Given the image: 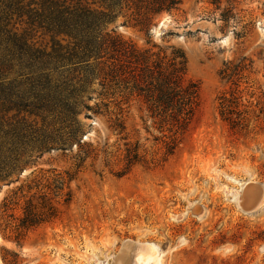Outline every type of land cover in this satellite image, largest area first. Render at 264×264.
Returning <instances> with one entry per match:
<instances>
[{"label":"rangeland","instance_id":"374dc122","mask_svg":"<svg viewBox=\"0 0 264 264\" xmlns=\"http://www.w3.org/2000/svg\"><path fill=\"white\" fill-rule=\"evenodd\" d=\"M182 2L146 25L123 13L105 32L185 53L186 78L200 84L186 130L102 78L83 94L92 110L79 107L74 119L62 104L46 117L27 115L24 146L4 132L25 113L0 109L4 151L29 161L0 180V264H113L127 241L153 245L159 264H264V197L251 212L239 203L247 183L264 189V0H238L229 23L226 4ZM52 41L62 45V37L33 35L62 91L66 64ZM28 73L0 46V86L28 90L27 77L42 72ZM43 196L56 212L19 237L28 201L44 211Z\"/></svg>","mask_w":264,"mask_h":264},{"label":"trees","instance_id":"16d2710c","mask_svg":"<svg viewBox=\"0 0 264 264\" xmlns=\"http://www.w3.org/2000/svg\"><path fill=\"white\" fill-rule=\"evenodd\" d=\"M210 1L218 10L227 5L221 14L224 22L235 18L238 0ZM182 3V0H0V46L18 59L28 75L42 72L37 78L27 77L25 84L31 85L28 90L21 88L23 83L15 89L0 86V109L7 113L17 111L16 117L25 113L21 122H17V126L9 125L10 129L4 134L10 141L14 138V146L17 145L15 140L24 146L31 127L27 124V115L46 117L55 113L61 104L62 115L71 119L79 107L92 110L85 104L83 94L94 78H102L104 83L136 95L154 116L186 130L200 106V84L186 78L185 53L173 48L169 56L161 49L158 52L153 48L142 49L120 35L105 32L107 24L123 13L131 12L140 24L146 25L155 16L179 11ZM40 31L55 38L62 37V45L52 41L53 49L62 51V64H66L62 91L61 87L52 85L50 74L44 71L48 65L43 60L47 56L33 43V35ZM231 68L227 66L226 73ZM4 126L0 121L2 181L10 179L29 163L23 160V153L13 155V149L8 153L4 151L1 135ZM119 127L124 129L122 125ZM45 146V143L40 145ZM42 199L44 211L33 199L28 201L17 228L19 237L48 221L56 212L45 196ZM4 206L6 212L8 205Z\"/></svg>","mask_w":264,"mask_h":264},{"label":"bare ground","instance_id":"6f19581e","mask_svg":"<svg viewBox=\"0 0 264 264\" xmlns=\"http://www.w3.org/2000/svg\"><path fill=\"white\" fill-rule=\"evenodd\" d=\"M163 24L165 22H161L160 25ZM263 197V188L254 183H247L244 192L239 197V203L241 208L251 212L261 203ZM160 262L158 250L153 245H141L127 241L115 257L113 264H159Z\"/></svg>","mask_w":264,"mask_h":264},{"label":"water","instance_id":"95a60500","mask_svg":"<svg viewBox=\"0 0 264 264\" xmlns=\"http://www.w3.org/2000/svg\"><path fill=\"white\" fill-rule=\"evenodd\" d=\"M164 25H165V24L160 25V26H159V30H162V28H163Z\"/></svg>","mask_w":264,"mask_h":264}]
</instances>
